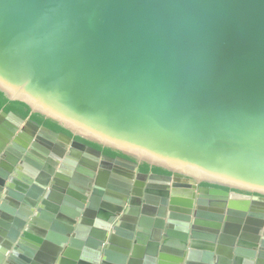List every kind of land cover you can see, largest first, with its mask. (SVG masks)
<instances>
[{"label":"water","instance_id":"obj_1","mask_svg":"<svg viewBox=\"0 0 264 264\" xmlns=\"http://www.w3.org/2000/svg\"><path fill=\"white\" fill-rule=\"evenodd\" d=\"M0 90L136 159L1 109L0 264H264V0H0Z\"/></svg>","mask_w":264,"mask_h":264},{"label":"trees","instance_id":"obj_2","mask_svg":"<svg viewBox=\"0 0 264 264\" xmlns=\"http://www.w3.org/2000/svg\"><path fill=\"white\" fill-rule=\"evenodd\" d=\"M1 109L5 110V111H13L14 113H16L17 115H19L22 118L29 117L31 120L35 121L36 123L46 125V126L52 128L54 130L64 131L67 134H72L69 129H66L64 126H62L58 122H56L50 118H47L44 115L37 113V112L30 113V107L28 104H26L25 102H22V101H18V100H9L5 96V94L0 90V110ZM75 138L79 139V140H81L87 144H90L94 147L102 149L105 153H109L111 155L119 154V155L129 157L127 155L122 154L120 151H118L116 149H113L110 147H104V146H102L96 142L89 141V140L84 139L78 135H75ZM129 158H132V157H129ZM149 169H151L155 172L169 173V171H167L166 169H164L162 167L155 166V165L151 166L150 164H148L147 162H144V161L140 162V170L147 171ZM204 184H208V183H204Z\"/></svg>","mask_w":264,"mask_h":264},{"label":"flooded vegetation","instance_id":"obj_3","mask_svg":"<svg viewBox=\"0 0 264 264\" xmlns=\"http://www.w3.org/2000/svg\"><path fill=\"white\" fill-rule=\"evenodd\" d=\"M28 119H30L29 117H27ZM27 118H24V119H27ZM31 120V119H30ZM31 121H33V120H31ZM34 123H36L35 121H33ZM36 124H38V123H36ZM38 125H43V124H38ZM46 126V125H45ZM48 127V126H47ZM50 128V127H49ZM50 129H52V128H50ZM52 130H54V129H52ZM54 131H57V130H54ZM71 136H73L74 138H75V135H73V134H70ZM79 140V139H78ZM90 145V144H89ZM97 148V147H96ZM99 149V148H98ZM104 154H107V155H110V156H118L119 154H114V155H111V154H109V153H105L102 149H100ZM119 156H123V155H119ZM123 157H126V156H123ZM126 158H129V157H126ZM129 159H132V160H136V159H133V158H129ZM138 163H139V170H140V162L138 161ZM140 171H142V170H140ZM143 172H148V173H151V172H153V173H160V174H164V175H171L172 173L169 171V173H165V172H155V171H153V170H151V169H149V170H147V171H143ZM199 185H203V186H212L211 184H204V183H199ZM225 188V187H224ZM225 189H227V190H229V191H231V189H229V188H225Z\"/></svg>","mask_w":264,"mask_h":264}]
</instances>
